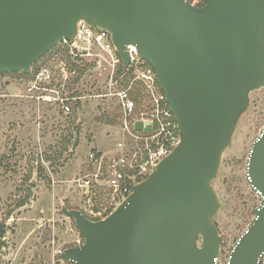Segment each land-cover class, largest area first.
Masks as SVG:
<instances>
[{
    "label": "water",
    "instance_id": "obj_1",
    "mask_svg": "<svg viewBox=\"0 0 264 264\" xmlns=\"http://www.w3.org/2000/svg\"><path fill=\"white\" fill-rule=\"evenodd\" d=\"M81 21L111 35L123 69L127 47H136L181 141L105 219L63 207L85 243L61 257L74 264H218L220 203L211 183L250 94L264 88V0H207L203 7L187 0H0V73L29 74L75 38ZM247 173L262 202L227 264H259L264 255V129Z\"/></svg>",
    "mask_w": 264,
    "mask_h": 264
},
{
    "label": "rangeland",
    "instance_id": "obj_2",
    "mask_svg": "<svg viewBox=\"0 0 264 264\" xmlns=\"http://www.w3.org/2000/svg\"><path fill=\"white\" fill-rule=\"evenodd\" d=\"M68 51L63 44L53 48L32 66L31 81L21 75L0 76V234L4 233L0 264H52L55 251L81 235L75 221L62 212L63 207L81 210L93 221L106 218L99 211L107 208L108 193H87L74 180L85 174L91 150L106 154L114 147L122 136L124 116L116 98H90L109 93L108 71L91 60L73 58ZM66 66L69 78L63 83V96L74 93L80 98L73 103L70 116L38 101L39 92L32 90L40 72L49 71L53 83L61 84ZM140 72L130 70L119 85L131 87L137 104L133 118L151 120L154 96L163 92L157 79L150 90L140 80ZM263 129L264 88L250 94L249 107L239 119L211 183L220 203L214 223L222 240L221 264L228 263L262 202L250 184L247 164Z\"/></svg>",
    "mask_w": 264,
    "mask_h": 264
},
{
    "label": "built area",
    "instance_id": "obj_3",
    "mask_svg": "<svg viewBox=\"0 0 264 264\" xmlns=\"http://www.w3.org/2000/svg\"><path fill=\"white\" fill-rule=\"evenodd\" d=\"M187 1L195 7H203L207 3V0ZM61 44L69 49L68 53L73 58L91 60L108 71L109 93H97L90 98H116L124 116L122 136L114 147L106 154L91 150L85 174L74 180L78 188L87 193H108L110 202L107 208L101 212L98 210L99 214L103 213L102 217H106L109 211L112 213L128 198L134 186L147 179L159 163L180 144L181 135L164 93L154 96L155 105L151 120L133 118L137 104L132 98L131 87L120 88L119 82L132 69L141 71L140 80L145 82L150 90L155 87L157 79L153 68L147 67L148 63L139 56L135 46L127 47L130 63L123 69V61L111 35L106 30L93 28L83 21L78 24L75 38L71 41L65 40ZM66 68L68 67L62 70L61 84L53 83V75L49 71L38 73L32 82V90L39 92L36 97L38 101L59 107L70 116L74 112L73 103L80 98L75 97L74 93L63 96V83L69 78ZM138 121L143 122V129L140 131L136 129ZM84 243L85 240L80 235L73 244L57 249L52 264H74L64 260L61 255L66 249L82 247ZM217 262L221 264L219 258ZM259 264H264V255L260 257Z\"/></svg>",
    "mask_w": 264,
    "mask_h": 264
},
{
    "label": "trees",
    "instance_id": "obj_4",
    "mask_svg": "<svg viewBox=\"0 0 264 264\" xmlns=\"http://www.w3.org/2000/svg\"><path fill=\"white\" fill-rule=\"evenodd\" d=\"M36 64V63H35ZM119 72H122V70H120ZM7 74H12V75H21L23 78H25L27 81H31L34 77L32 73L29 74H24V73H0V76H4ZM58 156L61 157L62 156V152H58ZM83 212V211H82ZM84 213V212H83ZM85 214V213H84ZM111 214V211L108 212V214H106L105 216L107 217L108 215ZM86 215V214H85ZM87 216V215H86ZM88 217V216H87ZM99 220V219H98ZM4 237V233L0 234V239Z\"/></svg>",
    "mask_w": 264,
    "mask_h": 264
}]
</instances>
